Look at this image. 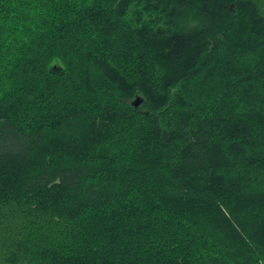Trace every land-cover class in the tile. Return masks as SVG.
I'll return each mask as SVG.
<instances>
[{
	"label": "trees",
	"instance_id": "obj_1",
	"mask_svg": "<svg viewBox=\"0 0 264 264\" xmlns=\"http://www.w3.org/2000/svg\"><path fill=\"white\" fill-rule=\"evenodd\" d=\"M0 264H264L254 0H0Z\"/></svg>",
	"mask_w": 264,
	"mask_h": 264
},
{
	"label": "water",
	"instance_id": "obj_2",
	"mask_svg": "<svg viewBox=\"0 0 264 264\" xmlns=\"http://www.w3.org/2000/svg\"><path fill=\"white\" fill-rule=\"evenodd\" d=\"M230 7L233 9L234 8V3H232L231 5H230ZM143 97L142 96H137L136 98H135V100L133 101V105L135 106V107H138L142 102H143Z\"/></svg>",
	"mask_w": 264,
	"mask_h": 264
},
{
	"label": "rangeland",
	"instance_id": "obj_3",
	"mask_svg": "<svg viewBox=\"0 0 264 264\" xmlns=\"http://www.w3.org/2000/svg\"><path fill=\"white\" fill-rule=\"evenodd\" d=\"M254 1H255V3L258 4V6L260 7V10H261V12H262V14L264 15V0H254ZM232 3H235V2H232ZM232 3H231V4H232ZM143 102H144V99H143ZM143 102H142V103H143ZM142 103H141V104H142ZM141 104H140V105H141ZM140 105H139V106H140Z\"/></svg>",
	"mask_w": 264,
	"mask_h": 264
}]
</instances>
